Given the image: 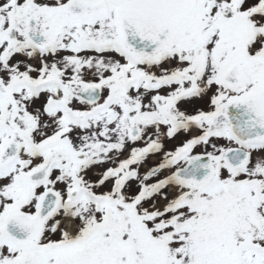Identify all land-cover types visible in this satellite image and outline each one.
<instances>
[{
    "label": "snow or ice",
    "instance_id": "6c2138e0",
    "mask_svg": "<svg viewBox=\"0 0 264 264\" xmlns=\"http://www.w3.org/2000/svg\"><path fill=\"white\" fill-rule=\"evenodd\" d=\"M0 264H264V0H0Z\"/></svg>",
    "mask_w": 264,
    "mask_h": 264
}]
</instances>
